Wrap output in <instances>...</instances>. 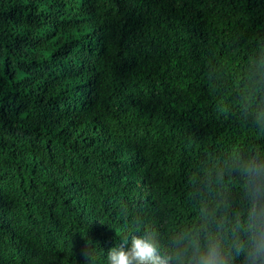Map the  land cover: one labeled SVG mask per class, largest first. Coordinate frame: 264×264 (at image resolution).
<instances>
[{
    "label": "trees",
    "instance_id": "obj_1",
    "mask_svg": "<svg viewBox=\"0 0 264 264\" xmlns=\"http://www.w3.org/2000/svg\"><path fill=\"white\" fill-rule=\"evenodd\" d=\"M251 161L264 0H0V264H107L147 231L168 254L244 211Z\"/></svg>",
    "mask_w": 264,
    "mask_h": 264
},
{
    "label": "clouds",
    "instance_id": "obj_2",
    "mask_svg": "<svg viewBox=\"0 0 264 264\" xmlns=\"http://www.w3.org/2000/svg\"><path fill=\"white\" fill-rule=\"evenodd\" d=\"M237 171L243 212L229 214L227 203L219 214L202 208L199 222L172 238L168 254L161 253L156 234L147 231L110 249L107 264H236L238 259L241 264H264V163L241 162Z\"/></svg>",
    "mask_w": 264,
    "mask_h": 264
}]
</instances>
